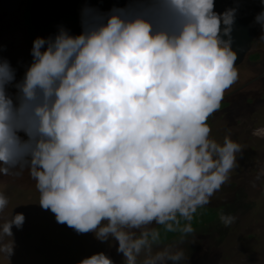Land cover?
Wrapping results in <instances>:
<instances>
[{"label":"clouds","instance_id":"obj_1","mask_svg":"<svg viewBox=\"0 0 264 264\" xmlns=\"http://www.w3.org/2000/svg\"><path fill=\"white\" fill-rule=\"evenodd\" d=\"M235 14L217 13L215 0H124L107 11L86 0L81 32L36 37L20 81L0 56V175L27 169L43 209L78 234L115 240L123 264L142 253V264H179L183 251L152 254V226L191 234L242 153L208 123L239 79ZM255 21L264 28V11ZM8 203L0 192V212ZM24 221L15 214L0 234ZM78 264L114 261L99 252Z\"/></svg>","mask_w":264,"mask_h":264},{"label":"rangeland","instance_id":"obj_2","mask_svg":"<svg viewBox=\"0 0 264 264\" xmlns=\"http://www.w3.org/2000/svg\"><path fill=\"white\" fill-rule=\"evenodd\" d=\"M29 2L0 0V56L16 69L17 81L23 78L32 61L34 39L25 11ZM261 36L264 28L244 61L236 66L238 81L226 91L220 109L208 121L211 136L218 142L230 136L242 146L238 166L210 202L193 215L190 223L194 231L183 240L179 231L167 232L162 226H152L161 233L152 254L163 250L183 251L184 259L179 264H264V39ZM9 91L14 93L15 89L10 87ZM0 192L9 201L0 212V227L17 213L25 216L21 228L13 225L12 236L0 234V264H78L99 252L107 254L114 264H123V254L117 252L115 240L101 242L93 233L78 234L66 224L58 223L50 210L43 209L39 204L40 193L27 169L18 176L0 175ZM222 217L234 220L226 226ZM185 223L188 222L181 220L180 227ZM7 247H12L11 255L4 250ZM145 258L146 254L142 253L138 264Z\"/></svg>","mask_w":264,"mask_h":264},{"label":"water","instance_id":"obj_3","mask_svg":"<svg viewBox=\"0 0 264 264\" xmlns=\"http://www.w3.org/2000/svg\"><path fill=\"white\" fill-rule=\"evenodd\" d=\"M85 3L86 0H30L28 17L33 39L54 36L60 26L68 29L73 35L79 34L81 32L80 13ZM87 3L107 11L114 4L123 6L124 0H87ZM233 8L236 9V14L231 31V46L238 56L237 66L244 61L252 42L262 28L256 23L255 18L257 14L264 11V0H215L217 13Z\"/></svg>","mask_w":264,"mask_h":264},{"label":"trees","instance_id":"obj_4","mask_svg":"<svg viewBox=\"0 0 264 264\" xmlns=\"http://www.w3.org/2000/svg\"><path fill=\"white\" fill-rule=\"evenodd\" d=\"M29 5V4H28ZM28 5L26 6V10L25 11H28ZM27 14H26V16H27V19H28V22H29V18H28V12H26ZM29 31H30V28H29ZM33 34H31V36H32ZM33 40V39H32ZM255 55V54H254ZM259 57V54L257 55V58ZM256 58V59H257Z\"/></svg>","mask_w":264,"mask_h":264},{"label":"flooded vegetation","instance_id":"obj_5","mask_svg":"<svg viewBox=\"0 0 264 264\" xmlns=\"http://www.w3.org/2000/svg\"><path fill=\"white\" fill-rule=\"evenodd\" d=\"M261 29H262V28H261ZM260 31H261V30H260ZM259 33H260V32H259ZM253 42H254V41H253ZM253 42H252V43H253ZM251 46H252V45H251Z\"/></svg>","mask_w":264,"mask_h":264}]
</instances>
